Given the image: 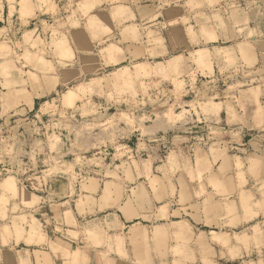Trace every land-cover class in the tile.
I'll list each match as a JSON object with an SVG mask.
<instances>
[{
	"label": "crops",
	"instance_id": "obj_1",
	"mask_svg": "<svg viewBox=\"0 0 264 264\" xmlns=\"http://www.w3.org/2000/svg\"><path fill=\"white\" fill-rule=\"evenodd\" d=\"M97 53L103 70L162 55L197 76L183 85L227 90L63 175L30 118ZM237 231L264 264V0H0V264H221Z\"/></svg>",
	"mask_w": 264,
	"mask_h": 264
},
{
	"label": "rangeland",
	"instance_id": "obj_2",
	"mask_svg": "<svg viewBox=\"0 0 264 264\" xmlns=\"http://www.w3.org/2000/svg\"><path fill=\"white\" fill-rule=\"evenodd\" d=\"M223 9L228 14V8ZM162 26L165 29L170 25ZM164 31L167 37L171 33ZM171 40L165 38L162 42ZM43 43L47 50L54 46L58 51L63 49L61 41L46 39ZM43 57L52 59L53 56L41 54L39 61H43ZM80 57L71 58L78 62ZM90 57L96 60L85 62L91 65L81 71L83 76L78 73L71 76L67 85L41 102L37 111L45 117L39 121L30 118L33 126L45 128V141L51 147L46 151L47 159L61 166L63 175H80L115 159L133 156L138 134L149 127L153 113L183 110L182 102L187 96L213 99L227 90L226 86L183 85V78L197 76L182 73L181 63H172L162 55H158L150 67L141 60L105 70L99 66L100 54ZM61 58L67 57L62 54ZM31 59L32 62L37 60ZM27 60L31 61L25 56V62ZM235 238L238 247L236 253L231 254L233 259H223L221 264H262L261 241L256 238V232L254 242L258 245L254 251L247 246L245 231H237Z\"/></svg>",
	"mask_w": 264,
	"mask_h": 264
}]
</instances>
